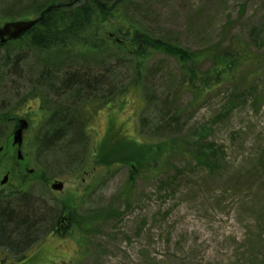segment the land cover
<instances>
[{"label": "rangeland", "instance_id": "1", "mask_svg": "<svg viewBox=\"0 0 264 264\" xmlns=\"http://www.w3.org/2000/svg\"><path fill=\"white\" fill-rule=\"evenodd\" d=\"M42 2L0 0V24L29 18L24 11ZM128 16L198 54L221 38L225 46L226 26L250 54L198 97L182 88L178 62L161 52L136 76L135 61L118 48L1 46L0 181H8L0 206L45 227L31 248L34 264H264V0H129ZM100 29L131 38L112 17ZM210 64L199 56L194 68L205 78ZM71 73L90 87L66 84ZM135 77V92L126 91ZM87 104L109 107L93 112L88 135H79L78 109ZM14 117L29 124L20 146L12 144ZM60 124L66 131L51 139ZM107 134L162 142L164 153L130 181L128 165L94 164L93 148ZM56 181L61 190L51 188ZM69 213L86 224L73 227ZM5 254L0 247V264Z\"/></svg>", "mask_w": 264, "mask_h": 264}, {"label": "trees", "instance_id": "2", "mask_svg": "<svg viewBox=\"0 0 264 264\" xmlns=\"http://www.w3.org/2000/svg\"><path fill=\"white\" fill-rule=\"evenodd\" d=\"M58 4L61 6H56ZM128 6L129 0H43L40 8L31 6L24 11L25 16L37 15L41 18L19 41L28 40L29 45L40 50L57 46L86 54L101 53L104 51L102 46L118 48L129 54L135 61L136 76H140L141 67L154 53L161 52L178 62L184 73L183 77H185L182 80V88L195 92L198 97L218 88L226 75H234L250 54L249 44L233 34L230 28L226 29V26L223 27L222 33L227 36V44L223 46L225 41L221 38L219 42L214 43L213 46L200 54L178 42L151 36L139 25L136 27L129 19ZM48 7H51L50 10H47ZM9 14L11 13L6 12V16L3 18H12L13 16L11 17ZM111 17L119 25L120 30H124L123 32L127 36H131L129 40L120 37L118 39L111 38L102 33L101 24ZM11 43L15 44V41L6 44ZM3 45L0 43V47ZM199 56L211 62L205 72V78L200 77V72L194 68ZM185 72H188L189 77H186ZM75 78V74L71 73L66 84L72 82L75 86L77 85V89H80L85 83L87 88L90 87V81H87L85 77ZM137 82L138 79L135 77L133 84H128L131 86L130 89L126 91L135 92ZM104 104L97 106L87 104L78 109V115L81 116L84 124L81 129L79 124L75 125L77 126L76 134L85 133L88 135L85 124L91 121L93 112H97L101 106L109 107V104L106 106ZM88 106L92 108L87 110ZM64 127L61 124L56 126L55 129L57 128L58 131L51 139H54L58 132V134L65 132ZM108 135L93 148L94 164L106 167L114 164L128 165L131 167L130 181L134 179L132 175L135 176L138 170L149 168L146 166L154 160L156 161L158 156L160 159L164 153L162 142L151 144L152 142H141L128 136L114 140ZM63 211L61 210L55 216L54 226L58 225ZM51 214L53 215V213ZM66 219L73 227L80 228L82 224H86L84 217L78 221L72 213H69ZM43 228L45 227L38 220H33L29 215L15 213L13 209L0 206V247L6 251L1 262L16 264V261H20V264H34L33 258L36 253L32 252L31 248L41 241L40 231ZM49 228V233H59L56 228L52 226Z\"/></svg>", "mask_w": 264, "mask_h": 264}, {"label": "water", "instance_id": "3", "mask_svg": "<svg viewBox=\"0 0 264 264\" xmlns=\"http://www.w3.org/2000/svg\"><path fill=\"white\" fill-rule=\"evenodd\" d=\"M48 7L47 10H50ZM36 22L35 20H16L8 21L0 26V42L4 43L9 40L20 38L28 29H30ZM16 125L13 130V142L20 145L22 142V131L27 127V122L23 119H16ZM1 150V148H0ZM21 158V156H19ZM8 176H5L1 184L7 181ZM54 190H61L63 188L62 182H55L52 184Z\"/></svg>", "mask_w": 264, "mask_h": 264}, {"label": "bare ground", "instance_id": "4", "mask_svg": "<svg viewBox=\"0 0 264 264\" xmlns=\"http://www.w3.org/2000/svg\"><path fill=\"white\" fill-rule=\"evenodd\" d=\"M71 3H73V2H71ZM69 4H70V3H69ZM56 6L59 7V6H61V5L58 4V5H56ZM30 17H32V16H30ZM30 17H29V18H26V19H17V20H35V19H36V22H35V24H36V23L38 22L39 18H41V17H39V16H37V15H35V17H32V18H30ZM8 21H16V20H6V21H4V23H6V22H8ZM4 23L0 24V26H2ZM35 24H34V25H35ZM34 25H33V26H34ZM33 26H32V27H33ZM32 27H31L30 29H28V30H27L22 36H25V35H26V34L32 29Z\"/></svg>", "mask_w": 264, "mask_h": 264}, {"label": "flooded vegetation", "instance_id": "5", "mask_svg": "<svg viewBox=\"0 0 264 264\" xmlns=\"http://www.w3.org/2000/svg\"><path fill=\"white\" fill-rule=\"evenodd\" d=\"M16 119H19V118L15 117V120H16ZM10 121L13 122L14 125L16 124V121L14 122V120L12 121L11 119H10ZM13 127H14V126H13Z\"/></svg>", "mask_w": 264, "mask_h": 264}]
</instances>
